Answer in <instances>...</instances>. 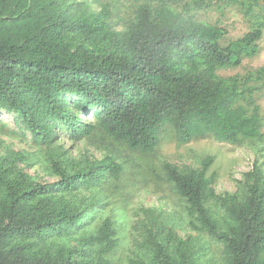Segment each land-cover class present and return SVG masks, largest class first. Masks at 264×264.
Listing matches in <instances>:
<instances>
[{
    "label": "trees",
    "instance_id": "16d2710c",
    "mask_svg": "<svg viewBox=\"0 0 264 264\" xmlns=\"http://www.w3.org/2000/svg\"><path fill=\"white\" fill-rule=\"evenodd\" d=\"M228 6L239 7L249 30L223 44L227 30L199 15ZM107 18L68 0H0V110L14 113L37 144L61 135L80 140L96 127L140 152L154 150L167 127L181 143L264 137L257 101L264 67L218 74L258 53L264 0L145 3L123 30ZM22 161L18 152L0 156V264H110L118 238L109 217L74 244L55 240L90 223L91 200L67 196L117 179L122 165L110 156L52 160L57 179L38 182L18 167ZM211 163L207 157L198 170L181 171L166 162L163 170L186 201L191 229L221 243L227 264H264V170L254 162L242 192L221 196L206 176ZM208 196L223 209L224 224L206 206ZM143 212V251L128 264H200L192 236L181 237L161 210Z\"/></svg>",
    "mask_w": 264,
    "mask_h": 264
},
{
    "label": "rangeland",
    "instance_id": "374dc122",
    "mask_svg": "<svg viewBox=\"0 0 264 264\" xmlns=\"http://www.w3.org/2000/svg\"><path fill=\"white\" fill-rule=\"evenodd\" d=\"M89 11L105 10L108 21L117 30H123L134 20L137 8L149 4L152 8L160 3L179 5L185 0H68ZM205 21L227 30L222 43L242 37L249 24L237 6H228L223 12L209 9L200 13ZM264 67V29L259 41V51L255 56L246 57L235 68L218 70L221 76L242 75L248 71ZM258 103L264 112V89L259 92ZM89 121L91 115H80ZM261 131L264 133V123ZM21 153L24 161L18 167L29 173L38 182L57 179L51 169V161L67 159H100L110 156L122 165L117 179L105 177L90 187H79L68 195V199L78 204L91 205L86 208L90 223L55 243L74 244L82 234L94 232L103 218L113 221L118 242L106 256L110 264H128V261L142 254L139 247L141 233L138 222L144 219V209L162 211L168 222L181 237L192 236L197 246L200 264H227L225 249L218 241L206 233L191 229L186 211V201L180 197L173 184L166 179L163 164L168 162L181 171L198 170L201 163L212 157L206 171L207 178L215 193L221 196L242 192L244 173L257 163L264 170V137L243 139L239 143L221 142L211 136L193 138L181 143L176 140L171 127L161 134L154 150L140 152L123 142L114 140L99 128L80 140H71L61 135L52 144H37L29 131L15 120L14 113L0 110V156ZM205 204L224 224V211L215 198L208 196Z\"/></svg>",
    "mask_w": 264,
    "mask_h": 264
}]
</instances>
